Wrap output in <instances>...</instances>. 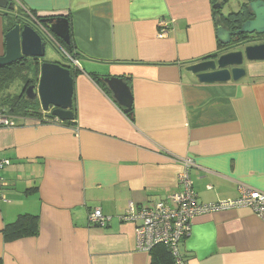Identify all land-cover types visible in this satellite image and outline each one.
<instances>
[{"label":"crops","instance_id":"0c3cea01","mask_svg":"<svg viewBox=\"0 0 264 264\" xmlns=\"http://www.w3.org/2000/svg\"><path fill=\"white\" fill-rule=\"evenodd\" d=\"M12 1V15L0 13V55L18 6L67 19L69 43L51 36L75 58V121L0 123V264H150L136 246V214L182 190L184 159L198 203L264 191V61H244L237 81L204 84L186 71L217 49L216 21L227 14L215 2ZM104 76L127 77L131 117ZM93 208L105 226L88 222ZM23 213L38 216L37 232L6 242L2 228ZM191 223L184 264H264V210H215Z\"/></svg>","mask_w":264,"mask_h":264},{"label":"water","instance_id":"95a60500","mask_svg":"<svg viewBox=\"0 0 264 264\" xmlns=\"http://www.w3.org/2000/svg\"><path fill=\"white\" fill-rule=\"evenodd\" d=\"M229 1H217L212 7L216 11L221 10L222 15V9ZM236 2V11L229 12L225 17L222 15L216 21L217 49L190 61L186 66V71L199 83L237 81L245 76L244 61H264V41L251 44L250 41L241 39V35H264V0ZM14 11L15 4L12 0H0V12L12 15ZM230 14L236 18L234 23H231L232 19L225 20ZM15 16L18 20L4 34V53L0 55V67L9 66L23 58L43 59L45 41L50 40L51 35L69 43L66 18L44 17L40 24L31 17L32 21L17 14ZM50 42L52 43L51 40ZM70 61L75 64V58ZM101 79L107 85L113 100L124 112H128L132 107V95L125 78L104 76ZM23 88L25 97L29 100L38 99L41 109L50 111L51 116L63 121L73 119V78L70 68L44 60L40 65L38 84H24Z\"/></svg>","mask_w":264,"mask_h":264},{"label":"built area","instance_id":"2783aa9c","mask_svg":"<svg viewBox=\"0 0 264 264\" xmlns=\"http://www.w3.org/2000/svg\"><path fill=\"white\" fill-rule=\"evenodd\" d=\"M159 37L164 36V30ZM0 123L11 125L12 121L0 117ZM184 168L179 175L181 191L174 193L171 199L158 200L151 207L140 208L136 218L140 221L136 227V246L140 251L149 252L154 246L161 244L166 246L177 258L178 264H184L179 254V244L191 230L192 220L202 214H208L215 210H227L232 208H249L259 216L264 210V191L244 188L241 196L234 200L214 203H198L192 188L188 167L193 165L190 159L182 160ZM1 183V178H0ZM0 191V200L3 199ZM88 222L94 226H105L108 216L99 208L89 210Z\"/></svg>","mask_w":264,"mask_h":264},{"label":"trees","instance_id":"16d2710c","mask_svg":"<svg viewBox=\"0 0 264 264\" xmlns=\"http://www.w3.org/2000/svg\"><path fill=\"white\" fill-rule=\"evenodd\" d=\"M212 2L214 3L215 0H212ZM0 13H3V16L10 15L9 13L7 14L5 12H0ZM30 14H32V16L37 20H41L39 17L36 16V14L32 12H30ZM25 15L27 16V18H30L29 14L26 12L24 13L21 6H18V16L24 17ZM233 17L234 15L230 14L228 17L225 18V20L232 19ZM16 20H18L16 19V17L15 19H12L10 17L7 18L6 31H8L10 28L13 27ZM63 45L67 48V50H69V47H71V43L70 44L64 43ZM67 53L71 54L70 51ZM71 56H73V54H71ZM72 58H74V56ZM42 61H44V59ZM40 65L41 62L40 59L38 58H23L22 60L13 63L9 66L0 67V93L5 91V89H7L9 85L16 80H20L21 82H23V84L36 83L39 75ZM68 66L69 68L72 69L70 65ZM73 74L74 72L71 71L72 78H73ZM92 77L95 80L98 79V77L94 75H92ZM126 78L127 77H125V81ZM100 85L104 88V85H102L101 83ZM7 97L8 98H6V100L3 102L5 103V105H7V108L5 110H0L1 113L0 117H6L10 121L12 117L13 118L27 117L30 119L38 120L39 122L59 121L58 119L50 115V111H43L41 109L40 102L38 101V99L29 100L25 97L24 93H20L15 96H7ZM125 113L131 117L132 109H130L128 112ZM74 121L75 120L72 119L69 121L67 120V121H59V122L71 125L72 123H74ZM1 183H0V191L2 192ZM37 230H38V216L36 214L23 213V214H19L14 221L5 224L1 230V233L5 241L10 242L19 238L34 235L37 232ZM148 253L150 254V264H178L177 258L172 254V252H170V250L166 246H163L161 244L154 246Z\"/></svg>","mask_w":264,"mask_h":264},{"label":"rangeland","instance_id":"374dc122","mask_svg":"<svg viewBox=\"0 0 264 264\" xmlns=\"http://www.w3.org/2000/svg\"><path fill=\"white\" fill-rule=\"evenodd\" d=\"M237 9H238V6H237L236 0H230L229 3L223 7L222 13L226 15L231 11H236ZM23 12L27 13V10H23ZM59 51H61V50L56 48V46H53V44L50 42V40L47 39L45 41V56L43 59L45 61H49V62H56V63H61L64 65L67 64L68 61H70V60H65L66 58H64L61 55L62 53ZM43 59H40V62H42ZM38 78H39V75H38ZM33 84L37 85L38 79H37L36 83H33ZM22 87H23V82H21L20 80H16L13 83H11L9 85V87L7 89H5V91L0 93V110H5L7 108V105H5V103H3L6 100V98H8L7 96H15V95L22 93V90H23ZM12 120H16V118L12 117L11 121Z\"/></svg>","mask_w":264,"mask_h":264},{"label":"flooded vegetation","instance_id":"af4514ba","mask_svg":"<svg viewBox=\"0 0 264 264\" xmlns=\"http://www.w3.org/2000/svg\"><path fill=\"white\" fill-rule=\"evenodd\" d=\"M217 1H221V0H215V2ZM25 10V9H24ZM27 13L29 14V16L32 18L33 21H36L37 23H40V20H37L36 18H34L32 16V14H30V12L27 10ZM30 21H32L30 18H28ZM236 19V18H235ZM244 19V18H243ZM247 19V18H246ZM248 19H250V17L248 16ZM17 21V20H16ZM41 24V23H40ZM49 39L52 41V43L54 44L55 46V39L53 38V36H50ZM241 39L245 40V41H250L251 44L253 43H260V42H263L264 41V35H241ZM233 45V44H232ZM231 45V46H232ZM61 50V49H60ZM73 56H71V54L67 53L66 54V59H74L72 58ZM60 64V63H59ZM61 65V64H60ZM64 67H68V65H62ZM24 85V84H23ZM22 93H24V88L22 90Z\"/></svg>","mask_w":264,"mask_h":264}]
</instances>
